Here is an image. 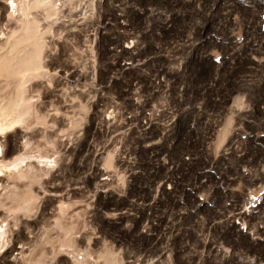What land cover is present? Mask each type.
<instances>
[{"label": "rangeland", "instance_id": "1", "mask_svg": "<svg viewBox=\"0 0 264 264\" xmlns=\"http://www.w3.org/2000/svg\"><path fill=\"white\" fill-rule=\"evenodd\" d=\"M0 227V264H264V0H0Z\"/></svg>", "mask_w": 264, "mask_h": 264}, {"label": "bare ground", "instance_id": "2", "mask_svg": "<svg viewBox=\"0 0 264 264\" xmlns=\"http://www.w3.org/2000/svg\"><path fill=\"white\" fill-rule=\"evenodd\" d=\"M14 3H15V2H14ZM12 6H13V4H12ZM9 8H10V6H9ZM11 8H12V7H11ZM15 8H16V7H15ZM13 9H14V8H13ZM13 9H12V10H13ZM18 52H20V51H18ZM16 54H17V53H16ZM31 60H32V59H31ZM23 65L26 66L27 63H26V64H23ZM23 65H21V66L19 65V66H20V67H23ZM25 66H24V67H25ZM18 68H19V67H18ZM12 71H13V68H12ZM13 73H14V72H13ZM12 75H13V74H12ZM10 76H11V75H10ZM42 159H43V158L39 159V161L42 160ZM44 160H45V159H44ZM46 161H48V160H45V163H47ZM49 162H50V161H49ZM39 163H40V162H39ZM40 164H42V163H40ZM49 164H50V163H49ZM42 165H44V163H43ZM45 165H46V164H45ZM47 165H48V163H47ZM10 167H11V166H10ZM10 167H9V168H10ZM19 167H20L19 164H16V165H13L12 169L14 170V168L16 169V168H19ZM9 168H8V169H9ZM9 170H11V168H10ZM18 170H19V169H18ZM2 231H3V230H2V228L0 227V241L2 240L3 236L5 235V232L2 233ZM5 241H6V240H5ZM5 241H4V243H6ZM2 242H3V241H1L0 243L2 244ZM3 245H4V244H3ZM0 248H1V246H0Z\"/></svg>", "mask_w": 264, "mask_h": 264}]
</instances>
